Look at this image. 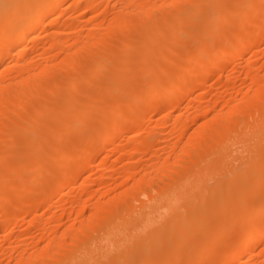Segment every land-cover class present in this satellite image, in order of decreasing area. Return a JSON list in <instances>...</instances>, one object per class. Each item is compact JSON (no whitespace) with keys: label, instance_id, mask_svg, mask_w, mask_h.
I'll use <instances>...</instances> for the list:
<instances>
[{"label":"bare ground","instance_id":"obj_1","mask_svg":"<svg viewBox=\"0 0 264 264\" xmlns=\"http://www.w3.org/2000/svg\"><path fill=\"white\" fill-rule=\"evenodd\" d=\"M60 1L63 0H0V71L5 63V54L16 52L18 47L24 46L33 39L41 36L46 37L42 45H37L29 51L18 50L16 55L19 60H22V62L20 60L21 64L11 67L7 73L1 74L3 70L0 73V210L2 212L0 216L4 220L2 229L7 231L12 220L19 218L17 212L10 209L11 204H16L19 207L27 205L29 207L28 214H32L29 219V222L32 223L29 224H33V228L34 224L38 225L41 230L40 238L45 239L42 246L34 249L26 248V255L18 257L15 264H145L159 253L160 244L164 238H177L180 233H183L182 231L195 227L197 223L195 218L202 214V207L216 199L219 205L216 208H210L209 212L205 214L210 219L214 213L219 214V217L216 216L218 220L214 218V221L212 219V222L208 221L209 224L205 222L206 227L209 228L208 235L206 234L207 238L206 236L205 238L209 241L212 239V243L208 241L209 245H212V251H216L218 248L221 254L218 259L215 258L217 264H240V259L246 254L248 255L247 252L252 254L258 248L260 240L264 239V221L261 216L264 214V177H256L249 187L247 185L249 192L251 190V192H256V194L253 193L256 195L255 197L250 193L253 197L252 200H256L257 194L260 196L257 198L259 201L254 202L256 204L250 201L251 196L247 197L249 193L245 191L246 189L243 191L244 188L238 194L239 197L244 192L248 194L244 198L246 199L243 200L244 202L241 199V202L237 200V197L233 200L229 195V190L235 184H239L241 188L248 176L253 174L257 176L260 170L264 171V70L261 71L262 69L249 65L246 74L250 83L235 91L232 87V94H229L230 97L226 95L225 104L221 103L223 106L218 109L213 104L212 108L206 105L208 108L205 109L204 106V119L200 116L203 114L199 113L202 111L200 106L199 110L195 105L198 113H195L196 115L192 118L193 114L187 110L191 114L190 116L179 106L181 100L187 97L186 107L189 108L191 105L193 107L194 97H191L192 94L194 95L195 91H201L207 84L205 79L196 78L197 75L199 76L197 73H200L201 76V72H211V69L220 61L233 59L231 53L235 47H239L241 53L250 52L254 48L253 44L263 39L264 6L262 5L258 12L256 11L258 7H255L258 5V1L262 3L263 0H245L247 3L243 1L246 4L242 0H191L196 6L193 11L197 13L195 14L196 18L192 17V13L190 14L192 3L189 1L190 6L184 3L187 4L185 6L181 0H162L161 2L158 0H117L115 3L116 6L118 5L116 15L111 21L109 20L110 22H106L107 27L104 26V22L107 21L104 19L105 16L107 18L106 14L111 1L86 0L84 11H82L85 14L96 9L100 10L102 3L107 1L105 2L107 6L97 13L99 14L98 18L95 17L97 21L91 17L89 21L87 20L88 24H94V31L90 30V32L87 31L89 29L86 30V27L78 28L79 24L75 22V18L70 22L62 20L65 25L59 22L62 17L60 14L56 19L51 20ZM82 1H75L74 6L77 11L82 8ZM184 1L186 2V0ZM179 2L181 6H179ZM243 5L248 9L245 8L243 12L241 11L242 15L240 9ZM252 13L253 15L262 14L260 23L253 20ZM99 17L103 18L102 22H98ZM228 21L236 24V26L233 25L235 31L231 36H227L226 40H223L226 29H230L228 28L230 23H226ZM88 24L86 25L88 26ZM223 24L224 27H228L223 28ZM255 24L257 29L253 28ZM218 25H220L219 28L224 29L220 35L214 30L216 28L217 32ZM191 26L192 31L185 34ZM85 30L88 32L87 34L84 32ZM193 31L195 35L197 32H204L205 35L204 33L197 35L205 37L207 34L206 38H209V41L205 40L206 43H203V47H199L197 51L192 48L196 52L192 51L193 54L190 55V58H186L188 59L186 61L183 58L184 61L181 63L180 54L183 56L184 53H180L177 48L172 46L175 42L172 40H176L180 36V40L184 38L186 40L190 33L197 37ZM119 33L126 39V45L129 46V49L126 45L122 46L121 50L123 51L121 52H119L120 48H117L118 52L113 48ZM165 33L169 36H166ZM191 39L193 42L196 41V38ZM188 41L190 42V40ZM177 42L173 45L177 46ZM180 44V47L183 46ZM131 46L133 47L131 48ZM186 49L187 53L190 52L188 48ZM181 50L183 49L181 48ZM99 55L102 59L100 57L97 60ZM213 55H215L214 61L210 59ZM201 58H209L212 62L208 64L204 62L202 65L199 63ZM91 59H94L93 63H89L92 61ZM163 61L166 63V67L162 71ZM90 64L91 66H89ZM178 64L179 69H177ZM151 65L154 70L152 71L155 73L154 78L149 79L150 75L146 73L149 80L142 82L143 77H146L145 71L150 70ZM204 72L202 75L205 74ZM91 74H95L96 79H92L95 76ZM68 75H71L72 78H70L71 80L66 78L69 80V86L66 88V80L63 77ZM165 79L168 81H164ZM145 82L146 85H143ZM228 86L231 87V85ZM148 91L153 92L150 93L151 96L148 95ZM205 92L207 91L205 90ZM113 93L116 95L113 96ZM51 94L54 98H50ZM110 98H115V100L112 101ZM163 103L167 104V108H163L168 111L166 114H161L157 124L164 126V124L170 123V133L172 135L177 133L175 135L178 137L177 141L173 143L172 139H168L169 150L166 151L165 147L162 150L166 153L160 152V149L156 151L158 148L152 149L160 137L159 133L162 134L160 130L153 128V131H144L142 127L147 121V112L153 111L154 107ZM65 106L67 107L65 108ZM155 110L158 109L155 108ZM19 114L22 118L29 115L27 119L20 121V123L23 121L24 126L22 124L11 125L16 120V115ZM190 119L198 125L192 127L193 124H191L190 127L194 129L188 133L187 126L190 124ZM18 122L12 124H19ZM33 125L39 126L40 136L37 137V133L35 136V130H32ZM9 126L11 131L6 136L5 133L10 130H7ZM161 129L164 130V128ZM85 131L92 135L88 136ZM132 131L131 136L127 137V134V147H124L126 149L121 148L119 156L123 159L130 156L140 160L142 154L154 150L152 153L150 152V162L145 167L143 164V167L127 164L123 170L126 179L123 184L121 182L124 186L119 185L121 187L118 186V190L113 186L116 189L114 191L109 188V185L108 187L104 185L106 190L109 188L110 192L114 191V194H109L110 196L108 195L106 198L95 196L96 199L92 200V196L90 202L87 200L89 204L86 201L88 198L79 193L80 195H77L79 197H75L76 199L73 203L71 202V206L68 208L67 215L69 217L67 216V219L69 218L71 223H67L62 230L52 229L48 222L61 223L63 216L57 213L40 217V214L36 213L38 209L35 211V208H39L38 206L47 202L52 204L56 195L61 196V199L64 198L62 200L66 203L68 194H70L69 189L66 190V188L68 186L77 187L80 184L83 177L80 180L79 178L83 176L82 174H86L83 173L86 171L84 168L87 166L89 168L96 156L100 155L98 154L100 147L104 146L103 148L109 149V145L115 139L118 138L120 141L119 133ZM65 132L74 135L76 133L79 135L78 138L81 137V134L88 137H82L86 139L84 140L86 142H81L83 139L77 140L76 137L77 139H75L81 143L77 148H74L72 141L68 143V146L65 144L70 137L64 139ZM117 134L119 137H116ZM124 134L126 135V133ZM124 134L122 133L121 136ZM171 134H167V136ZM122 142L123 140L120 141L121 144ZM119 145L117 146L120 151ZM24 153L28 155L25 156L27 160L34 158L33 161L21 163L23 160L20 157ZM239 158L247 159L248 162L242 161L234 167L232 159ZM58 165L60 167L73 165L75 170L65 171L62 168H57ZM216 168L220 169L222 173H226L227 176L231 172L232 174L236 172L233 177L221 180L216 178L214 181L218 180L216 184L208 185L206 174L213 172L212 169ZM25 169H28L27 172ZM22 170H25L24 173L27 175H32L25 176V174V177H21ZM40 177L54 178V183L50 187L40 185L38 183ZM13 178L18 180V184L15 186L8 183ZM86 181L89 182L87 178H84L82 184ZM88 182H86V186ZM261 184L263 187L260 186ZM259 186L261 188L257 190ZM86 188L81 189L85 190ZM17 194H22L24 198L14 202L13 197ZM86 202L91 206L89 214L85 213V210L89 209L86 208L89 206ZM257 203L258 208L256 207ZM25 212L27 213L26 210ZM238 212L240 216L242 214L240 218L245 220L248 225L250 224L247 227L246 236L238 243L230 239L226 244L220 245L219 240L224 234H230L229 229L233 230L236 227L238 229L237 219H240L237 216ZM258 214H261L259 215L261 220L258 216H254ZM233 216L237 218L234 219ZM233 220L237 224L235 228L231 225L232 222L235 226ZM240 222L242 223L241 219ZM210 230L213 237L215 234L218 235L219 240H215L218 242L214 241L217 235L214 239L209 237ZM190 233L189 236H191ZM95 234L100 235V239L98 244L92 245L90 241ZM210 235L212 234L210 233ZM205 238H202V241ZM251 240L253 243H250ZM198 242L199 244H196ZM205 242V245H201L204 241L198 240L195 244L208 248V242ZM215 243L220 246L216 248ZM195 244L193 248H197ZM176 246L173 247L179 249L180 246ZM184 250L187 252L186 249ZM195 250L197 251V249ZM179 251V258H182L181 248ZM193 251L192 249L191 252ZM188 252L186 257L192 254H190V250ZM93 253L99 254L98 257H95ZM169 254L171 256L173 253ZM188 258L193 259L192 255ZM184 259L182 258V263L178 262L183 264L186 260ZM252 259V255H248L242 262L247 264L252 262ZM154 261H152L153 264ZM173 261L171 260L172 263H170L168 260L165 264H174ZM208 261L210 262V260ZM259 264H264V258Z\"/></svg>","mask_w":264,"mask_h":264},{"label":"rangeland","instance_id":"obj_2","mask_svg":"<svg viewBox=\"0 0 264 264\" xmlns=\"http://www.w3.org/2000/svg\"><path fill=\"white\" fill-rule=\"evenodd\" d=\"M75 1L76 0H63V1H60V2H58V4H57V8H56V11L54 12V14L52 15V17H51V20L52 19H56V17L57 16H59V14H60V16H62L60 19H59V22L62 24V25H65V22L63 23V21L62 20H64V21H71V19H74V20H76L75 22L77 23L78 22V28H80V27H86V30L87 29H89V30H87V31H89L90 32V30L92 31H94V24H88L89 22V20L91 19V18H94V19H96V18H98V16H99V14H97L98 13V11L100 12V10L102 9V8H104V6L106 7L107 6V3H105V2H107V1H104L103 3H102V5H101V8H100V10L98 9H96L95 11H91V12H89V13H84V12H82V11H84L83 10V8H84V5H85V3H86V0H83L82 1V8L81 9H79L78 11L76 10V7L74 6L75 5ZM109 1H111L110 2V6H109V4H108V13L106 14L107 15V18H106V16H105V19L104 20H107V21H105L104 22V26H106L107 27V24H106V22L108 23V22H110L112 19H113V17L116 15V9H118V8H116L117 6L115 5V3L117 2V0H109ZM119 1V0H118ZM159 2H161L162 0H158ZM188 1L190 2V3H192L191 4V6L188 4ZM194 1V0H193ZM193 1H191V0H186V2L184 1V0H181V3L183 2V4L184 3H187L190 7H191V9L189 10L190 11V14L192 15V17H194L195 16V18H196V15L195 14H197L196 12H193V11H195V8H196V6L194 5L195 3H193ZM241 1V0H240ZM246 2L247 3V1H249V0H247V1H245V0H242V2ZM262 1V0H261ZM243 2V3H244ZM180 3V2H179ZM181 3H180V5L179 6H181ZM246 3H244V4H246ZM258 3V5L257 6H255V7H258L257 9H256V11L258 12V10L262 7V5L264 6V0L262 1V3H259V1L257 2ZM118 4V3H117ZM182 4V5H183ZM187 4H184L185 6H187ZM183 5V6H184ZM111 6H112V8H111ZM245 6H247V5H245ZM115 7V8H114ZM244 8V5H243V7L240 9V12L242 11H244L245 10V8ZM112 9V10H111ZM246 9H248V7L246 8ZM254 9V10H255ZM192 10V11H191ZM110 11V12H109ZM113 11V13L111 14V12ZM62 12V13H61ZM94 12V13H93ZM241 12V13H242ZM255 12V11H254ZM85 15H84V14ZM244 13H246V12H244ZM62 14V15H61ZM95 14V15H94ZM112 16H111V15ZM93 15V16H92ZM242 15H243V13H242ZM254 15H256V16H254ZM253 15V13H252V15H251V17L253 18V20L255 21V22H257V23H260L261 22V20H262V17H261V15L262 14H260V13H257V14H254ZM254 16V17H253ZM91 17V18H90ZM96 17V18H95ZM108 17H112L111 19L110 18H108ZM70 18V19H69ZM90 18V19H89ZM103 18H101L100 19V17H99V20H98V22H100L101 20H102ZM261 19V20H260ZM88 20V21H87ZM103 20V21H104ZM110 20V21H109ZM58 21V20H57ZM95 21H97V19L95 20ZM88 22V23H87ZM102 22V21H101ZM67 23V22H66ZM227 24H229L230 23V25H229V27L228 26H226V27H228V28H230V29H226V32H227V34H226V32H225V37H223V35H221L220 37L223 39V40H226V38H227V36H231L233 33L232 32H234L235 31V26H236V24L235 23H233V22H231V21H228V22H226ZM233 23V24H232ZM256 23V24H257ZM57 24H59V23H57ZM86 24H88V26L86 25ZM164 24V23H163ZM162 24V25H163ZM235 24V26H233ZM254 25L253 26V28L254 29H257V25ZM93 25V26H92ZM165 25V24H164ZM163 25V27H165ZM219 26L220 25H218V27H217V32H216V28L214 29L215 30V33H217L218 34V32H219V34L218 35H220L221 34V32H222V30H224L223 28H226V27H224V24H223V28L221 29V27L219 28ZM232 26V27H231ZM89 27H92V28H89ZM52 28H54V26L52 25ZM96 29H97V27H95ZM192 26L189 28V30H187L186 31V33L185 34H188V31L189 32H191L192 31ZM193 28H194V26H193ZM95 29V30H96ZM191 29V30H190ZM84 31L85 32V34H87L88 32L87 31ZM165 31L167 30V27H166V29H164ZM229 30V31H228ZM197 31V30H196ZM201 32V31H200ZM203 32V31H202ZM183 33V32H182ZM195 32L193 31V34H194ZM204 33V32H203ZM203 33H199V32H197V34H203ZM214 33V34H215ZM231 33V34H230ZM195 35V36H197V37H194L193 35H191V33L189 34V36H192L191 38H196V41H194L193 42V39H191L189 36H187L186 37V40H185V38L183 39V37H184V35H183V37H182V39L183 40H180V38H181V36L178 38V39H176V40H172V41H175V42H177V40H178V42H177V46L176 45H173L172 44V46H174L175 48H177L178 49V51L181 53H184L183 54V56L180 54V61H181V63L184 61V59L183 58H185V61L186 60H188V59H186V58H190V55H192L193 54V52L195 53L196 51H197V49L199 50V47H203V43L205 44L207 41H209L207 38H206V36H207V34H206V36L204 37V35H205V33H204V35H203V37H201V35L200 36H198V35ZM229 34V35H228ZM165 35L166 36H169V35H167L166 33H165ZM182 35V34H181ZM86 36V35H85ZM119 36H120V38H119ZM213 36V35H212ZM123 36H121L120 35V33H119V35H118V40L116 41V43L113 45V48L115 49V51H119V52H121V51H123V50H121V48H122V46H124V45H126V39H124V37L122 38ZM188 37H189V39H188ZM210 37V36H209ZM213 37H215V36H213ZM217 37H219V36H217ZM219 37V38H220ZM130 38H131V36H130ZM210 38H212V37H210ZM45 39H46V37L45 36H41V37H39V38H37V39H33L32 41H30L29 43H27V44H25L24 46H21L20 48L18 47L17 49H16V52L18 51V50H30V49H33L35 46H37V45H42L44 42L43 41H45ZM198 39V40H197ZM214 39V38H213ZM218 39V38H217ZM187 41V42H185V41ZM188 40H190V42L188 41ZM192 40V41H191ZM205 40H206V42H205ZM211 40V39H210ZM219 40V39H218ZM221 40V39H220ZM261 41H257V42H255L254 44H253V49H252V51H250V52H246V53H241V50H240V48L239 47H235L234 49H233V51H232V53H231V55L233 56L232 58L233 59H225V60H222V61H220L216 66H214L212 69H211V72L210 71H208V72H204L205 74V76L204 75H202L203 74V72H201V76H200V73H197V74H199V76L197 75L196 76V78H198V77H200V78H202V79H205L204 81L207 83V84H205V87L203 88V89H201V91H195L194 92V95L192 94V96L191 97H194V100H193V107H189V108H187L186 106H187V103H188V99H187V97H184L182 100H181V104H180V106H179V108L181 107L182 108V110L184 111H186V113L187 114H193L192 116H191V114H190V116H191V118L192 117H194L198 112H197V110H196V106L199 108V106H200V108H201V110L202 111H199V113L201 112V114H203V115H200L201 116V118H203L204 119V112H203V110H205L206 108H212L213 107V105H214V107L216 106L217 107V109L219 108V107H221V106H223L224 104H225V101L227 100V99H225V98H227V97H230V95L232 94V92H233V90L235 91V90H237V89H240L241 87H244L246 84H249L250 83V79H249V77H248V75L246 74V69H247V67L250 65V66H253V67H257V68H259L261 71H263L264 70V37H263V39H260ZM123 41V42H122ZM171 41V42H172ZM184 41V42H183ZM191 42H193V43H191ZM259 42V43H258ZM123 43V44H122ZM179 43H181V44H183V46H179ZM186 43H188V44H186ZM176 44V43H175ZM180 44V45H181ZM118 46H120V47H118ZM126 46H128V45H126ZM178 46H179V48H178ZM133 46H131V48H132ZM184 47H186V48H188V50H190V52H188L187 53V49L186 48H184ZM196 47V48H195ZM198 47V48H197ZM117 48H120L119 50L117 49ZM125 48V47H124ZM128 49H129V46L127 47ZM126 48V49H127ZM181 48L183 49V50H181ZM195 49V50H193V49ZM185 50V51H184ZM32 51V50H31ZM193 51V52H192ZM16 52L15 51H13L12 53H8V54H5V56H4V60H5V63H4V65H3V71H2V73H1V71H0V73L1 74H3V73H7L8 72V70L11 68V67H15L16 65H18V64H21V62H22V60H21V62H20V60L18 59V57H17V55H16ZM187 54V55H186ZM189 55V56H188ZM182 56V57H181ZM214 56L215 55H213V57L212 58H210V59H212L213 61H214ZM101 56L99 55L98 56V59L97 60H99V58H100ZM100 59H102V57L100 58ZM252 59V60H251ZM92 60V59H91ZM212 60H209V58L208 59H206V58H201V61H199V63L200 64H202L203 65V63L205 62V64H208V63H210V62H212ZM94 62V59L91 61V62H89V63H93ZM257 64H256V63ZM251 63V64H250ZM253 63V64H252ZM165 64V65H164ZM247 64V65H246ZM254 64H256V65H254ZM219 65V66H218ZM244 65V66H243ZM89 66H91V64L89 65ZM177 66H178V68H177ZM176 66V68L177 69H179V64ZM246 66V67H245ZM164 67H166V63L163 61L162 62V71H163V69H164ZM153 67H152V65H151V69L150 70H146L145 71V76H146V73H148L150 76H149V79L150 78H154V76H155V73L153 72L154 70L152 69ZM104 69V68H103ZM104 70H106V69H104ZM153 70V71H152ZM243 70V71H242ZM243 72V73H242ZM246 74V75H245ZM91 75H93V74H91ZM152 75V76H151ZM228 75V76H227ZM231 75H233V76H231ZM93 76H95V77H92V79H96V75L94 74ZM207 76H208V79H207ZM247 76V77H246ZM147 77V78H146ZM146 77H143V79H142V82L143 81H148L149 79H148V76H146ZM205 77V78H204ZM234 77H236V78H234ZM243 77V78H242ZM63 78H65V80L67 81H65L64 79V81H65V87L67 88L68 86H69V80H71L70 78H72V76L71 75H68L67 77L65 76V77H63ZM69 79V80H67V79ZM90 78H91V76H90ZM229 79H231V80H229ZM233 79V80H232ZM237 79V80H236ZM244 79V80H243ZM222 80V81H221ZM225 80V81H224ZM229 80V81H228ZM164 81H168L167 79H165ZM227 81V82H226ZM233 83H232V82ZM146 82H145V84L143 83V85H146ZM229 82V83H228ZM244 82H247V83H244ZM63 82L61 81V84H62ZM165 83H167V82H165ZM236 83H237V85H236ZM209 84V85H208ZM225 84V85H224ZM240 84V85H239ZM207 85V86H206ZM228 85H231V87L230 86H228ZM239 85V86H238ZM62 86H64V83L62 84ZM110 86V85H109ZM220 86H222V87H220ZM146 87V86H145ZM232 87H234V89L232 88ZM223 89V90H222ZM226 90V92H225V90ZM233 89V90H232ZM205 90L207 91V92H205ZM219 90H221L220 92H219ZM203 91V92H202ZM149 92V96H151V94L150 93H153L152 91H148ZM147 92V93H148ZM197 92V93H196ZM201 92L203 93V95L201 94ZM228 92V93H227ZM205 93H206V95H205ZM114 94L116 95V93H113L112 95L114 96ZM195 94H197V95H195ZM230 94V95H229ZM111 95V96H112ZM153 95V94H152ZM226 95H227V97H226ZM148 96V97H149ZM218 96H219V98H218ZM223 96H225V97H223ZM196 97V98H195ZM216 97V98H215ZM50 98H54V96H52V94H51V96H50ZM150 98V97H149ZM186 98V99H185ZM204 98V99H203ZM205 98H207V99H205ZM112 101H114L115 100V98L113 99V98H110ZM202 100V101H201ZM207 102H206V101ZM209 100H211L213 103H210L211 101H209ZM223 100V101H222ZM195 101V102H194ZM205 101V103H203ZM215 101V102H214ZM187 102V103H186ZM196 102H198V103H196ZM218 102V103H217ZM69 103V102H68ZM182 103H184V104H182ZM195 103V104H194ZM200 103V104H199ZM223 105H222V104ZM202 104V105H201ZM209 104H213L212 106H210ZM220 104V105H219ZM68 105V104H67ZM161 105V104H160ZM160 105H158L157 107H154V109H153V111L152 110H149V112H147V115H146V117H147V121H146V123H144L143 125H142V127H143V130L144 131H149V130H152L153 131V128H154V130H160V132L162 133L161 135H160V133H159V139H158V141H156L155 143H154V146L152 147V149H154V150H156V148H158L156 151H159V149H160V152H165V151H162V150H164V147H165V150L166 151H168L169 150V146H167L168 145V143H169V138H170V140L172 141V143L173 142H176L177 141V139H178V137H177V135H175V134H177V133H175V134H171L170 132H171V128H170V126L171 125H169L170 123H166V124H164V126L163 125H159V124H157V122H158V119L160 118V116H161V114L163 115V114H166V112L168 111L166 108H167V104L165 103H163L161 106ZM164 105V106H163ZM196 105V106H195ZM206 105L208 106V107H206ZM160 106V107H159ZM205 106V107H204ZM67 106H65V108H66ZM163 107H166L165 109L163 108ZM205 109H204V108ZM69 108V107H68ZM155 108L156 109H162V110H155ZM178 108V109H179ZM197 108V109H198ZM200 108H199V110H200ZM164 109V110H163ZM190 112H188V111ZM194 110V111H193ZM68 111L70 112V110L68 109ZM67 111V112H68ZM157 111V112H156ZM164 111V112H163ZM184 111V112H185ZM158 112H159V114H158ZM162 112V113H161ZM192 112H194V113H192ZM72 113V112H71ZM151 113V114H150ZM196 113V114H195ZM150 114V115H149ZM156 115V116H155ZM152 116V117H151ZM155 116V117H154ZM29 117V115H27V116H25V117H23L22 118V116L19 114V115H16V120L14 121V122H12V123H15V122H17V121H19L18 123L19 124H17L16 123V125H14V124H12L11 123V125H13V126H19L20 124H22L23 125V121H24V119L26 118H28ZM148 117H150L149 119H148ZM154 117V118H153ZM158 117V118H157ZM111 118V117H110ZM113 118V117H112ZM115 118V117H114ZM152 118V119H151ZM23 119V121L20 123V121ZM203 119H201V120H203ZM151 120H153V121H151ZM149 121V122H148ZM151 121V122H150ZM190 122V124H188V128H189V131H188V133L190 132V131H193V129L194 128H192V127H196L197 125H198V123L196 124V122L195 121H193L192 119H190L189 120ZM153 123V124H152ZM151 126H150V125ZM157 124V125H156ZM191 124H193L192 125V127H190V125ZM153 125V126H152ZM24 126V125H23ZM154 126H157V127H154ZM34 127H36V128H34ZM168 127V128H167ZM21 128V127H20ZM32 130H35V136L37 135V137L38 136H40L39 134H40V131H39V126H37V125H33L32 126ZM151 128V129H150ZM161 128H164V130L163 129H161ZM170 128V129H169ZM187 128V129H188ZM192 128V129H191ZM10 129V126L7 128V130H9ZM87 129H89V128H87ZM166 129V130H165ZM167 129H168V132H167ZM91 130V129H90ZM90 130H89V132H90ZM162 130V131H161ZM170 130V131H169ZM11 131V129L9 130V131H7L5 134H6V136H7V133L8 132H10ZM26 131H28V130H26ZM166 131V132H165ZM85 132H87V131H85ZM91 132H93V130H91ZM164 132V133H163ZM28 133H29V131H28ZM32 134H33V131L31 132ZM37 133V134H36ZM66 133H68V135H66ZM122 133L124 134V133H126V135L124 134L123 136H121L122 135ZM85 134H88V132L87 133H85ZM85 134H83V136H82V134H81V137L80 138H82V137H88V136H90V135H92V134H88V136H86ZM127 134H128V136H127ZM133 134V131L132 132H121V134L119 133V135H120V141H122L123 140V142L125 143H123L122 142V144L120 143V141L118 140V138L117 139H115L114 140V142L116 143V141H117V143H116V145H115V143L112 145V144H110L109 145V149H106V148H103L104 146H102V147H100L101 149H100V152L98 153V154H100V155H98V156H96V161L94 160V162H93V164H91L92 165V167H91V165H90V167L88 168V166L87 167H85L84 169L86 170V171H84L83 173H86L85 175L84 174H82L83 176H81L80 178H79V180L83 177V179H81V182H80V184H78L77 185V187L76 186H74V187H71V186H68V188H66V190H68V191H70V194H68V199H67V202L65 203L64 202V200H62V199H64V198H62L61 199V196H59V195H56L55 197H54V199H53V201L54 202H52V204L51 203H44L43 205L41 204V206H38L39 208H35V211L37 210V214L40 216V217H42V216H44V215H46V216H49V215H51V214H61L63 217H62V220H61V223L60 222H48L52 227V229H60V230H62L63 228H65V226H66V224L68 223V224H70L71 223V221H69L70 219L68 218L67 219V214H68V208L71 206V202L73 203V201H74V199H76V198H78L79 196H77V195H83V197H85V198H88V199H86V201L88 200L89 202H90V200L92 199H96V197L95 196H97V197H99V198H106V197H108V195L110 194V195H112V194H114V191L116 190L115 188H117V190L119 189L118 188V186L119 185H121V186H124V185H122L124 182H125V179H126V175H125V172L123 171L124 170V168L126 167V165L128 164V165H132V166H134V167H138V166H140L141 165V167H145V165H147V163H149L150 162V158H151V153L154 151V150H151L150 152H148V153H144V154H142V158L140 157V160L139 159H137V158H134V157H125L124 159L122 158V157H120L119 155L121 154L120 152H121V148H124V147H127L126 145H127V140L128 139H126L127 137H129V136H131ZM167 134H171L172 135V138H171V135H169V136H167ZM75 135H76V133H75ZM73 133H70V132H65L64 133V139H66L67 137H69L65 142V144L68 146L69 144V142L70 141H72V146L74 147V148H77L80 144L79 143H81V142H83L84 140H86L85 138L82 140V139H80V138H78V136L79 135H76L75 136ZM85 135V136H84ZM119 135L117 134V136L116 137H119ZM175 135V136H174ZM189 135V134H188ZM75 136V137H74ZM127 136V137H126ZM165 136V137H164ZM78 139H77V138ZM175 137V138H174ZM41 138V137H40ZM77 140H82L81 142L79 141H77ZM124 138H125V140H124ZM88 139V138H87ZM165 141H164V140ZM174 139V140H173ZM75 140V141H74ZM167 140H168V142H167ZM119 141V142H118ZM127 141V142H126ZM84 142H86V141H84ZM167 143V144H166ZM64 144V145H65ZM74 144V145H73ZM120 144V145H119ZM124 144V145H123ZM165 144H166V146H165ZM113 146V148H112V146ZM117 145H119L120 146V151H119V147L117 146ZM88 147H89V145H87ZM123 146V147H122ZM166 147H167V149H166ZM103 148V149H102ZM117 148H118V150H117ZM128 148H129V146H128ZM112 149V150H111ZM124 149H126V148H124ZM107 150H109V151H107ZM102 151V152H101ZM104 151V152H103ZM105 151H107L106 153H105ZM109 152V153H108ZM113 152V153H112ZM103 153V154H102ZM108 153V154H107ZM112 153V154H111ZM166 153V152H165ZM107 155V156H106ZM144 155V156H143ZM25 156H28V155H26L25 153L20 157V158H22V162L21 163H25V162H32L33 161V159L34 158H30L29 160H27V158L25 157ZM102 156V157H101ZM25 157V158H24ZM100 157V158H99ZM104 157V158H103ZM99 158V159H98ZM32 159V160H31ZM150 159V160H149ZM246 160V162H244V163H247L248 161H247V159H241V158H239V159H235V160H233L232 159V161L234 162V167H235V165H237V164H239V163H241L242 161H245ZM103 163V164H102ZM139 163H141V164H139ZM142 164H143V166H142ZM93 165H94V167H93ZM59 166V165H58ZM57 166V168H62V170H65V171H73V170H75V168H74V166L73 165H68V166H63V167H58ZM74 168V169H73ZM140 168V167H139ZM26 170V172H27V170L28 169H25ZM25 170H22V175L20 174V176L21 177H25V176H31L32 174H28L27 175V173H24V171ZM122 170V171H121ZM212 171L213 172H211V173H209V174H206V179L208 180V185H213L214 183L216 184L217 183V181L218 180H221V179H224V178H227V177H233L234 176V174H235V172H233V174H232V172L231 173H229L228 174V176H227V174L226 173H222V171H220V169H218V168H216V169H212ZM29 172V171H28ZM31 173H34V172H32V171H30ZM261 173V174H260ZM26 174V175H25ZM25 175V176H24ZM226 175V176H225ZM259 175V176H258ZM19 176V177H20ZM85 176V177H84ZM88 176V177H87ZM223 176H225V177H223ZM264 177V171L263 170H260V172H258L257 173V176H256V174H253V175H250V176H248L247 178H246V181L243 183V186H241V188L239 187L240 185L239 184H235L234 186H233V188H231L230 190H229V195H230V198L231 199H233V200H235L236 198L235 197H237V200H246V199H244L248 194L246 193V192H248L249 193V195L247 196V197H249V196H251L249 199H250V201H252L253 203L254 202H256V200L257 201H259V199H257L258 198V194H257V198H256V200L255 199H253L252 200V198L253 197H255L256 195H254V194H256V192H249V188H247V185H248V187L251 185V182H253V180L254 179H256V177L258 178H260V177ZM84 178H87V180H89V182L88 181H86V182H88V184H87V186H86V182L84 183V184H82V180H84ZM218 179L216 182H214L215 181V179ZM14 179H16V178H13V179H11V180H9V184L10 185H13V186H15V184H18V180L16 179V180H14ZM46 178L45 177H40V181L38 182L40 185H43V186H46V187H50L53 183H54V178H47L46 180L47 181H49V182H47L46 180H45ZM44 180V181H43ZM94 181V182H93ZM96 181V182H95ZM124 181V182H123ZM47 182V183H46ZM98 182H99V184H98ZM101 182H104V183H102L101 184ZM118 182V183H117ZM121 182H122V184H121ZM116 183V184H115ZM120 183V184H119ZM39 184H36V185H39ZM82 184V185H81ZM102 186H101V185ZM118 184V185H117ZM104 185H106V187H108V185H109V188L110 189H112V190H114V191H112L111 190V192H110V189L108 190V193H106L107 192V190L105 189L106 187H103ZM81 186V187H80ZM115 188H114V187ZM121 186H119V187H121ZM245 186V187H244ZM260 186H262V184L260 185ZM258 187L257 188V190H259L261 187ZM86 187H88V188H86ZM91 187V188H90ZM263 187V186H262ZM83 188H86L85 190H82ZM98 190H97V189ZM101 188H103L104 190H106V192L104 193V195H103V192H104V190L102 189L101 191H100V189ZM242 188H244L243 189V191L245 190L246 192H244V194H242V196H240L239 197V193H240V190L242 189ZM71 189H72V192H71ZM90 191H89V190ZM90 193H89V192ZM84 193V194H82V193ZM85 192H86V194H85ZM98 192V193H97ZM102 192V193H101ZM110 192V193H109ZM238 192V193H237ZM73 193V194H72ZM78 193V194H77ZM80 193V194H79ZM235 193H237V194H235ZM246 193V194H245ZM250 193H252V195H254L253 197H252V195H250ZM254 193V194H253ZM257 193H259V192H257ZM95 194V195H94ZM101 194V195H100ZM234 194V195H233ZM260 194V193H259ZM74 195V196H73ZM90 195V196H89ZM109 195V196H110ZM238 195V196H237ZM245 195V196H244ZM17 196V197H16ZM20 196V197H19ZM71 196V197H70ZM93 196V197H92ZM102 196V197H101ZM104 196V197H103ZM19 197V198H18ZM76 197V198H75ZM90 197H92L91 199H90ZM24 198V196L22 195V194H17V195H15L14 197H13V201L14 202H16V201H18V200H20V199H23ZM84 198V199H85ZM243 198V199H242ZM259 198H260V196H259ZM73 199V200H72ZM248 199V200H249ZM241 200H240V202H241ZM52 201V200H51ZM66 201V200H65ZM87 201V202H88ZM65 204H64V203ZM86 202V204H87V206L90 204L89 202V204ZM216 202V203H215ZM244 202V201H243ZM138 203V202H137ZM140 203V202H139ZM138 203V204H139ZM64 204V205H63ZM207 204H208V206H207ZM207 204H205V207H202V214L201 215H199V217H196L195 218V222H197L196 223V226L195 227H193V228H190V229H186V230H184V231H182L183 233H180V235L177 237V238H175V237H167V239H169L170 241H168L166 238H164L162 241H161V244H160V249H159V253L157 254L158 255V257L156 258V256L157 255H155V257H153V259L151 258V259H149L145 264H153V262L152 261H154L155 260V258H156V260L154 261V264H162V262H164L163 264H165L166 263V261L168 262V260H170V263H172L171 262V260H174L173 261V263L175 264L176 262H177V264L179 263V264H181L182 262L181 261H183L182 260V258L185 260V263L183 262V264H217V261H216V259H218L220 256H221V254H220V252H219V250H218V248L217 247H219L220 245H222V243L223 244H226V242H229V240L231 239L232 241L234 240V242H236V243H238V241H240L241 239H243L245 236H246V230H247V227H249V225H248V223H246L245 222V220L243 221L242 220V218H240L241 216H242V214H241V216H240V214H239V212H238V214L239 215H237V214H235V215H237V216H239L238 218H240L241 219V221H242V223L240 222V219H237L238 221V224L239 225H237L236 224V222L234 221L233 223H235V226H234V224H232V222H231V225H233V227L235 228L236 227V225L238 226V229H237V227L235 228V229H233V230H228V231H230V234H224V236L219 240L218 239V235L217 234H215V236H216V238H215V236L213 237V233L211 232V230H210V233L212 234V235H210V233H209V237H213V239H214V241L215 240H219V242L218 241H215V242H218L219 244H217L216 245V243H215V245H216V251L218 252H216V251H212V245L210 246L209 244V242H211V238H209V239H211L210 241L209 240H207L206 238H207V236H206V234L208 235V232L207 231H209V228H207L206 227V223L205 222H207L208 223V221H210L211 219L213 220L214 218H215V220H218L217 219V217H219L216 213H214L213 214V216H211V219H210V217L209 218H207L206 217V214H207V212H209V210H210V208L212 209V207L213 208H216L218 205H219V202H218V200L216 199V201L215 200H213V201H211L210 203H207ZM213 204V205H212ZM254 204H256V203H254ZM257 205H258V203H257ZM256 205V207L258 208L259 207V205L257 206ZM24 206V207H23ZM23 206H17L16 204H14V205H12L11 204V206H10V209H13L12 211H16L17 212V214L19 215V218L18 219H16V218H14V220H12V222L9 224V226H8V230L7 231H3V226H4V220L2 219V217L0 216V219H2V220H0V264H15V260L18 258V257H21V256H23V255H26V248H30V249H34V248H37L38 246H42L43 244H44V242H45V239H43V238H40V233H41V230L39 229V226L38 225H35L34 224V228H33V224H29V223H32L31 221L29 222V219H31V217H30V215H32V214H28V208L29 207H27V205H23ZM204 206V205H203ZM252 206H253V204H252ZM15 207H17L18 209H16ZM91 206L89 205L88 207H86V208H89V209H86L85 211V213L86 214H89V212H90V208ZM253 208H255L254 206H253ZM257 208H256V210H257ZM25 210L27 211V213L25 212ZM206 210V211H205ZM205 211V212H204ZM258 211H259V209H258ZM264 211V210H263ZM0 212H1V210H0ZM241 212V211H240ZM253 212V211H252ZM206 213V214H205ZM242 213H243V211H242ZM256 213V211H255V209H254V214ZM260 213V212H259ZM244 214V213H243ZM261 214H262V211H261ZM261 214H258V215H254V216H258L259 217V215H261ZM0 215H2V212L0 213ZM217 216V217H216ZM245 216V215H244ZM261 216H263L262 218H263V221H264V214H262ZM69 217V216H68ZM204 217V218H203ZM235 217V218H234ZM201 218V219H200ZM233 218L234 219H236L237 217L236 216H233ZM204 219V220H203ZM259 219L261 220V217H259ZM212 220H211V222H212ZM232 220V219H231ZM214 221V220H213ZM66 222V223H65ZM70 222V223H69ZM240 222V223H239ZM48 224V226L50 227V225ZM58 224V225H57ZM197 224H199V225H197ZM201 224V225H200ZM204 224V225H203ZM209 224V223H208ZM207 224V225H208ZM131 225V224H130ZM129 225V226H130ZM210 225H211V223H210ZM209 225V226H210ZM230 225V226H231ZM205 226V227H204ZM208 226V227H209ZM232 226H231V228H233ZM211 228V227H210ZM26 232V233H25ZM30 232V233H29ZM191 232V233H190ZM232 232V233H231ZM22 233V234H21ZM190 233V235L192 236H189L188 234ZM204 235V236H203ZM100 235H98V234H95L94 235V237L91 239V244L92 245H94V244H98V240L100 239V237H99ZM203 236V237H202ZM205 236H206V238H205ZM190 237V238H189ZM182 238V239H181ZM198 238V240L200 241V242H203L204 241V243H201V245H205V241H209L208 242V248L207 247H205V246H201L200 247V245H196V244H199V242L198 243H196L195 244V242H197L198 240H196V239ZM202 238H205V240H203L202 241ZM68 240H69V237H68ZM176 240V241H175ZM196 240V241H195ZM214 241H213V243H214ZM231 241V242H232ZM175 242V243H174ZM178 242H180V243H178ZM166 243V244H165ZM173 243V244H172ZM212 243V242H211ZM250 243H253V240H251L250 241ZM177 244H179V245H177ZM194 244L197 246V248H193V247H195L194 246ZM164 245V246H163ZM180 246L179 247V249L181 248V256H182V258H179L180 257V251H179V249L178 248H175V247H173V246ZM214 245V244H213ZM251 245V244H250ZM176 246V247H177ZM214 247V246H213ZM203 248V249H202ZM204 248H205V250H204ZM165 249H167L166 250V252H165ZM173 249V250H172ZM177 249H178V253H177ZM183 249V250H182ZM184 249H186L187 250V252L184 250ZM192 249L194 250L193 252H191L192 251ZM195 249H197V251L195 250ZM211 249V250H210ZM215 249V248H214ZM161 250V251H160ZM171 250H172V252H171ZM176 250V251H175ZM188 250H190V254L192 255V258L194 259H190V258H188V257H190L191 255H189L188 257H186L187 256V254H189V252H188ZM209 250V251H208ZM257 252V253H256ZM162 253V254H161ZM168 253H173L171 256H170V254L168 255ZM177 253V254H176ZM185 253V254H184ZM248 253V255H252V262H250V263H247V264H259V263H261V261L263 260V258H264V239H261L260 240V244H259V246H258V248L257 249H255V251L251 254L250 252H247ZM261 253H263V254H261ZM164 254V255H163ZM93 255L95 256V257H98V255L99 254H96V253H93ZM162 255V256H161ZM165 255H167V256H165ZM184 255V256H183ZM248 255L246 254L245 255V257H243L242 259H240L239 261V263L240 264H246V263H244V261L242 262V260H245V258H247L248 257ZM162 257H164V258H166V259H164L163 258V260H162ZM167 257H168V260H167ZM161 258V259H160ZM216 258V259H215ZM258 258V259H257ZM261 258V259H260ZM181 259V260H180ZM208 260H210V262L208 261ZM178 261H180V262H178ZM215 261H216V263H215ZM150 262H152V263H150ZM208 262V263H207ZM213 262V263H212ZM169 263V264H170Z\"/></svg>","mask_w":264,"mask_h":264}]
</instances>
